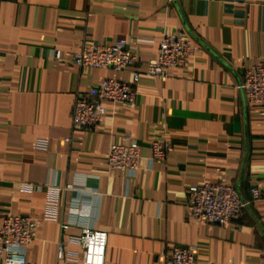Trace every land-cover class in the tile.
<instances>
[{"label":"crops","instance_id":"0c3cea01","mask_svg":"<svg viewBox=\"0 0 264 264\" xmlns=\"http://www.w3.org/2000/svg\"><path fill=\"white\" fill-rule=\"evenodd\" d=\"M181 31L194 56L165 82L147 77L163 36ZM119 40L133 67L71 62L83 47ZM263 63L264 0H0V213L37 225L35 239L16 247L25 264H82L70 241L83 227L106 233L104 264H165L173 246L195 247L194 264H264V107L240 89L243 72ZM134 73L132 104L103 101L96 125L73 129L79 96L106 78L131 83ZM125 134L138 145L134 176L106 166ZM153 141L170 149L149 164ZM205 183L233 186L242 199L257 186L262 196L236 222L198 223L187 189ZM48 188L59 191L56 222L43 218ZM81 204L89 218L73 219Z\"/></svg>","mask_w":264,"mask_h":264},{"label":"built area","instance_id":"2783aa9c","mask_svg":"<svg viewBox=\"0 0 264 264\" xmlns=\"http://www.w3.org/2000/svg\"><path fill=\"white\" fill-rule=\"evenodd\" d=\"M170 1V0H167ZM196 50L185 32L176 35H164L154 59L146 63L145 75L165 82L169 79L171 70L185 66L194 56ZM55 60H60V53L54 54ZM71 62L79 68H92L104 71L122 72L133 67L138 62L134 54L128 51L127 43L119 40L112 45L83 47L72 56ZM139 81V74L134 73L131 83L112 79H104L100 84L92 87L88 93L79 96L71 112L74 130H85L96 125L105 114L103 101L113 104H132L136 99L135 86ZM240 89L245 101L250 105L264 107V63L246 69ZM35 147L46 150L47 143L35 141ZM151 156L149 164L163 161L170 145L153 141L149 145ZM139 150L137 142L125 134L121 143L108 149L106 166L109 170L125 172L134 176L139 166ZM28 192L32 186H23ZM58 189L48 188L44 220L56 222L58 217ZM262 193L257 186L248 190V197L242 199L233 186L219 183H205L200 186H191L187 189V205L190 218L198 223L213 225H227L240 220L245 208L260 199ZM90 205L81 204L73 209V219H88ZM84 212V213H82ZM0 259L3 264H25L24 255L16 247L31 243L36 237L37 225L28 216H9L0 213ZM69 225H61L64 232ZM80 246L82 264H104L107 235L104 232L83 227L79 237L71 241ZM62 258L72 260L73 256L64 254L59 247ZM198 251L195 247H170L164 253L165 264H194Z\"/></svg>","mask_w":264,"mask_h":264}]
</instances>
